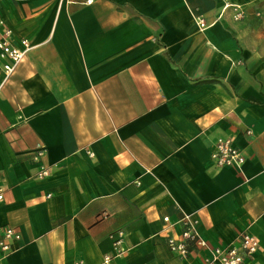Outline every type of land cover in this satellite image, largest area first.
Wrapping results in <instances>:
<instances>
[{
	"label": "crops",
	"instance_id": "obj_1",
	"mask_svg": "<svg viewBox=\"0 0 264 264\" xmlns=\"http://www.w3.org/2000/svg\"><path fill=\"white\" fill-rule=\"evenodd\" d=\"M87 1L0 0L32 45L0 90V240L19 234L0 264H104L119 230L107 264H204L242 233L264 264V0H228L238 21L222 0ZM218 139L244 162L217 166ZM182 213L207 244L185 257Z\"/></svg>",
	"mask_w": 264,
	"mask_h": 264
},
{
	"label": "built area",
	"instance_id": "obj_2",
	"mask_svg": "<svg viewBox=\"0 0 264 264\" xmlns=\"http://www.w3.org/2000/svg\"><path fill=\"white\" fill-rule=\"evenodd\" d=\"M223 5L219 14V18L223 17L229 9L232 11L231 18L238 21L242 18L243 7L239 3H233L228 0H222ZM88 0L87 3H90ZM200 27H204L203 19L199 20ZM12 31L5 27L0 21V71L3 74V80L0 83V90L5 81L14 73L19 63L24 59L26 54L31 50L32 45L29 40L23 38L17 43L12 41ZM45 154L43 147L36 150L34 159L39 161ZM211 158L217 166H239L244 162L242 152L232 145L230 139H218L211 153ZM48 169L41 167L38 177L43 178L48 175ZM3 199L2 189L0 188V200ZM164 223H169V218H163ZM182 226L179 235H171L167 237V245L169 249L179 256L185 257L189 254L190 248L196 246L198 248L206 247V240L203 239L196 228L197 221L190 214L182 213L178 221ZM113 239V248L110 252L103 255V263H109L115 256L122 254L121 244L123 240V231L119 230L110 235ZM17 234L12 228H6L0 240V248L9 250L6 240L18 239ZM259 248L256 237L248 233L239 235L235 244L228 246H215L210 251L208 257H205L204 264H245L247 258L252 257ZM74 264H82L76 261Z\"/></svg>",
	"mask_w": 264,
	"mask_h": 264
},
{
	"label": "rangeland",
	"instance_id": "obj_3",
	"mask_svg": "<svg viewBox=\"0 0 264 264\" xmlns=\"http://www.w3.org/2000/svg\"><path fill=\"white\" fill-rule=\"evenodd\" d=\"M243 7V6H242ZM243 10H244V8H243ZM244 13H243V15H242V18L240 19V20H243V18H244V16H245V11H243Z\"/></svg>",
	"mask_w": 264,
	"mask_h": 264
}]
</instances>
